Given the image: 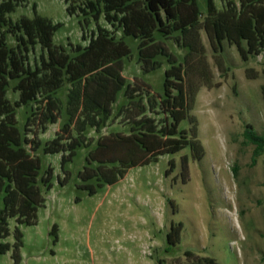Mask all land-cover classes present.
<instances>
[{
  "label": "rangeland",
  "instance_id": "374dc122",
  "mask_svg": "<svg viewBox=\"0 0 264 264\" xmlns=\"http://www.w3.org/2000/svg\"><path fill=\"white\" fill-rule=\"evenodd\" d=\"M33 4L63 25L56 45H85L95 30L64 0H25L11 18H31ZM201 39L212 86L189 114L176 34L144 51L125 38L118 67L0 118V264H264V152L253 159L244 139L247 125L264 135V60L226 44L214 57ZM114 74L122 89L108 98ZM127 101L135 121L119 111Z\"/></svg>",
  "mask_w": 264,
  "mask_h": 264
},
{
  "label": "trees",
  "instance_id": "16d2710c",
  "mask_svg": "<svg viewBox=\"0 0 264 264\" xmlns=\"http://www.w3.org/2000/svg\"><path fill=\"white\" fill-rule=\"evenodd\" d=\"M200 1L205 2L203 9ZM64 3L67 15L80 19L83 27L89 20L94 22L95 30L88 36L82 35L85 45L54 44V35L63 25L38 15L35 4L31 18L20 16L13 20L11 15L25 6V0L0 1V118L108 66H117L131 54L125 38L136 40L138 51H144L156 42V36H180L187 114L193 109L199 88L212 86L202 33L214 57H221L226 44L235 47L243 61L258 56L264 60V0H239L238 4L226 0L221 9L213 0H64ZM100 18L108 29L98 24ZM8 37L14 40L13 46L9 45ZM115 75L108 81V86L112 83L108 98L117 87L122 89ZM8 90L17 95L15 101L7 99ZM261 93L264 100V85ZM135 104L127 101L120 105V113L130 114L128 118L134 120L131 111H135ZM188 118L193 125L189 153L192 160L198 161L204 152L195 119L189 115ZM244 139L255 146L253 159L264 152V135L256 134L251 125L245 128Z\"/></svg>",
  "mask_w": 264,
  "mask_h": 264
}]
</instances>
